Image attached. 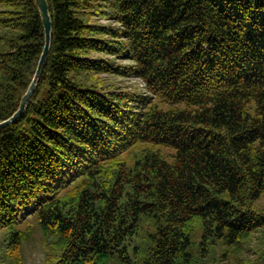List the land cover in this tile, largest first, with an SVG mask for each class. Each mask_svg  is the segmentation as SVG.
<instances>
[{
  "label": "trees",
  "instance_id": "16d2710c",
  "mask_svg": "<svg viewBox=\"0 0 264 264\" xmlns=\"http://www.w3.org/2000/svg\"><path fill=\"white\" fill-rule=\"evenodd\" d=\"M46 1L48 54L0 129V264H21L30 224L47 264H208L251 243L264 231V0ZM43 43L35 1L0 0V122Z\"/></svg>",
  "mask_w": 264,
  "mask_h": 264
},
{
  "label": "rangeland",
  "instance_id": "374dc122",
  "mask_svg": "<svg viewBox=\"0 0 264 264\" xmlns=\"http://www.w3.org/2000/svg\"><path fill=\"white\" fill-rule=\"evenodd\" d=\"M94 23L100 25H113L111 22L98 17L93 18ZM122 64H127V62L121 61ZM104 80L112 83L114 88L118 90L132 92L134 94H144L145 88L139 79L136 78H116L103 76ZM259 207L264 206V199L258 203ZM31 226L27 229L30 233L22 241L21 246V264H47V246L46 240L43 237L41 229L35 225L30 224ZM27 225L23 222L17 228L25 229ZM5 236V237H4ZM3 238H7V230L0 231V243H2ZM261 250H264V231L258 232L253 237L251 243L244 246L241 249H230L225 251L224 248L218 249L210 260L208 264H243L244 262H249L252 264L256 263L257 253ZM222 253H227L226 256H222ZM110 264H116L112 262Z\"/></svg>",
  "mask_w": 264,
  "mask_h": 264
},
{
  "label": "water",
  "instance_id": "95a60500",
  "mask_svg": "<svg viewBox=\"0 0 264 264\" xmlns=\"http://www.w3.org/2000/svg\"><path fill=\"white\" fill-rule=\"evenodd\" d=\"M34 1H35L36 6H37L40 18H41V24H42V28H43L44 43H43L42 52L40 54V57H39L37 67H36L34 76L32 78V81H31L30 85L28 86L26 92L24 93V95L20 99L17 110L13 113V115L10 118H8L5 121L0 122V129L12 124L13 122H15L20 117V115L23 113V111L25 110L26 105H27L30 97L32 96V94L35 90L37 80L39 78V75H40L42 67L44 65L46 56H47L48 51H49L51 21H50V16H49V12H48L47 1L46 0H34Z\"/></svg>",
  "mask_w": 264,
  "mask_h": 264
}]
</instances>
